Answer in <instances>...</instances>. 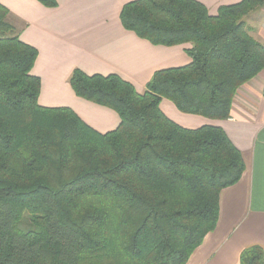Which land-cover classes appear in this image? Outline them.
<instances>
[{
	"label": "trees",
	"instance_id": "1",
	"mask_svg": "<svg viewBox=\"0 0 264 264\" xmlns=\"http://www.w3.org/2000/svg\"><path fill=\"white\" fill-rule=\"evenodd\" d=\"M262 8L241 0L210 15L196 0L126 4L125 29L153 45L189 44L190 63L155 72L142 94L117 75L75 70L76 96L118 114L117 128L100 134L68 108L38 105L37 51L0 5V264H186L244 163L221 128L184 129L159 103L229 119L239 88L264 69L247 25ZM239 264H264L263 249H243Z\"/></svg>",
	"mask_w": 264,
	"mask_h": 264
},
{
	"label": "crops",
	"instance_id": "2",
	"mask_svg": "<svg viewBox=\"0 0 264 264\" xmlns=\"http://www.w3.org/2000/svg\"><path fill=\"white\" fill-rule=\"evenodd\" d=\"M137 0H56L47 9L37 0H0L7 21L19 40L37 51L31 74L40 81L37 103L45 108H68L94 131L105 134L119 125L118 114L74 93L69 78L75 70L87 76L117 75L142 94L153 74L190 63L189 44L153 45L125 29L122 8ZM210 15L241 0H196ZM247 25L264 46V8ZM264 69L237 91L230 118L213 120L181 113L169 100L159 109L176 125L189 130L221 128L240 151L244 171L240 180L219 195L215 229L207 234L186 264H239L247 247L264 251Z\"/></svg>",
	"mask_w": 264,
	"mask_h": 264
},
{
	"label": "rangeland",
	"instance_id": "3",
	"mask_svg": "<svg viewBox=\"0 0 264 264\" xmlns=\"http://www.w3.org/2000/svg\"><path fill=\"white\" fill-rule=\"evenodd\" d=\"M257 13H261L260 10L258 12H256V15H257Z\"/></svg>",
	"mask_w": 264,
	"mask_h": 264
}]
</instances>
